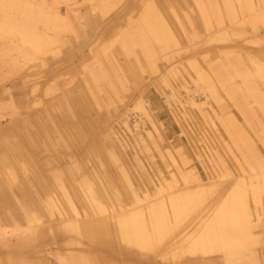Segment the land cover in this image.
Instances as JSON below:
<instances>
[{"label":"rangeland","instance_id":"obj_1","mask_svg":"<svg viewBox=\"0 0 264 264\" xmlns=\"http://www.w3.org/2000/svg\"><path fill=\"white\" fill-rule=\"evenodd\" d=\"M202 1L211 17L208 25L197 0L6 2L10 12H0L1 21L8 16L21 23L23 10L31 3L33 10L43 7L49 22L55 13L64 14L67 20L56 27L38 24V30L46 35L40 48L23 43L18 30L0 34V264H67L74 257L88 258L96 264H264V221L249 220L231 226L234 243H218L210 256L183 254L172 259L160 257L149 248H137L131 235L125 243L124 236H119L122 227L108 224L111 213L103 215L107 219L96 217L99 213L86 196L89 186L97 190V198L106 197L98 191L102 184L107 196L121 203L119 211L126 213L121 219L136 209L131 190L109 156L114 149L108 137L111 132L127 142L126 151L132 158L127 161L135 186L138 183L149 189L157 187L160 176L172 170V163L166 164L156 152H152L150 164L146 153L137 155L131 148L136 130L147 142L146 131L152 130L144 115L134 108L144 100L152 123L160 129L166 144L174 149L185 146L186 152L182 149L197 174L203 179L209 177V168L191 154L187 137L196 140L206 121L201 112L211 111L212 107L220 115L221 111L211 97L206 98V93L198 94L193 83L188 85L191 92L189 89L186 95L179 84L180 76L171 74L169 82L179 98L183 96L181 103L173 102L169 87L159 79L165 68L186 79H190L189 74L194 76V68L227 71L230 79L222 86L217 84L216 89L226 102L229 117L224 121L237 144L214 118L222 141L245 169H258L264 164V103H256L245 86L253 84L264 95V80L252 75L249 60L242 53L248 48L264 70V26L246 23L240 36H232L226 26L223 1L216 0L222 6L221 24L216 23L214 14H209V1L213 0ZM173 13L186 28L185 35ZM162 17L175 37L156 30L155 22ZM222 32L230 36L228 40H221ZM191 96L199 105L187 100ZM179 111L190 117L184 121L185 126L178 125L175 119ZM229 120L234 121L233 125ZM215 143L222 160L236 171L237 164L223 144L217 140ZM165 159L168 160L166 153ZM176 161L179 167H185L178 156ZM51 170L63 180L64 171L69 172L75 181L73 188L67 190L78 194L85 207H79L81 217H88L90 225L85 235H65L54 229L58 221H77L68 218L72 213ZM46 190L59 199L57 209L46 206L50 204ZM143 204L137 208H143ZM157 213H149L150 218ZM97 218L104 220L102 226L95 224ZM145 221L141 214L136 216L138 230L146 225Z\"/></svg>","mask_w":264,"mask_h":264},{"label":"bare ground","instance_id":"obj_2","mask_svg":"<svg viewBox=\"0 0 264 264\" xmlns=\"http://www.w3.org/2000/svg\"><path fill=\"white\" fill-rule=\"evenodd\" d=\"M53 1L56 4H66L67 2V0ZM222 1L228 17L226 26L230 27L232 36H240L242 34L241 27L246 23L253 27L257 24L264 26V0ZM6 2H8V0H2L0 4V12H10V8ZM197 2L199 8L203 9L201 16L203 17L204 22L207 25L210 24L211 17L205 12L203 1L197 0ZM32 4L33 3L29 5V8L26 6L25 10H23L21 23L14 21L8 16H6L7 19H3L5 21L0 20V34L5 31L13 32L18 30L20 39L23 43L31 44L40 48L45 42L46 35L38 30V24L45 26L53 24L56 27L59 24L65 23L67 18L64 14L55 13L52 16V20L50 18L49 22L47 19L48 17L44 15L45 12L43 7H40V9L38 8V11L35 8V10H33ZM208 6L211 11L209 14H214L216 23L221 24L223 22L220 13V7H222L221 3L213 0L209 1ZM149 10L150 13L153 14L154 10L150 8ZM168 14L170 16V12ZM173 14L185 35L186 28L184 29V26L181 24L182 22L180 23L177 14ZM155 28L159 32H170V34L175 37V34L170 30L169 24L164 17L156 20ZM220 37L221 40L226 41L230 36L225 32H222ZM247 49L248 48L243 49L242 53H245L249 60L252 75L259 80H264V70H262L260 63L252 58L251 51ZM194 70V76H190L189 74L190 79H186L185 77H182L179 72L170 71L165 68L159 76V79H161V83L166 87H169V96L173 102L179 101L181 103L180 99L183 96L179 98L180 96L177 89H175V86L169 82L168 75L171 76V74L180 76L179 84L180 87L185 90L184 92H186V95L189 94V86L194 84L195 88L197 87L194 90L198 91V94L204 92L205 95L206 93L208 95L206 98L211 97L219 107L221 115L213 107L211 111L207 110V112H201L206 121H204L200 127L196 140L187 137V143L191 149V154L195 157L196 161L198 160L201 164H204L209 168V177L203 179L197 174L194 165L190 164L188 157L185 156L184 149H182L183 146L174 149L170 144V147L166 144L167 142L164 135L160 129L152 123L153 119H151V114L149 112L150 108L147 107L149 109L148 111L146 105H144V100L142 102H137L134 105V108L144 115L147 121L151 124L152 130L146 131L145 136L148 142L140 137L141 133L136 130V132L132 134L134 144H131V148L137 155L142 152L146 153L150 159V164H152V152H156L158 157L166 164H168L166 161L172 163L170 165L173 167L172 170H168L166 176H160L157 187L149 189L140 186L138 183L137 186H135L132 182V178H135L129 171L130 167L128 165L129 162L127 161V159L132 161V158L129 157L126 151L127 142L124 141L120 135L111 132L108 137L111 144L114 146V149L109 151V156L120 172L125 185L131 190L133 195V208L136 209H132L133 212H128L127 218L121 219L124 217L123 215L126 214H122V211H119L122 206L121 203L109 198L110 196H107V193L104 192L102 184L101 186H98V191L103 193L102 195H106V197L100 196L97 198L94 194L97 190L89 186L86 188L88 192V195L86 196L89 200V204H91L92 208L99 213V216L96 217L107 219V217L103 215L106 212L111 213L107 220L108 224L110 227L112 225L122 227L121 229L118 228L119 236H124L125 243L128 242V237L131 235V240L134 246L135 244L137 245V248H149L154 250L155 254L160 257H168L172 259H176L183 254H190L193 256L202 255L205 257L210 256L212 255V251L218 247V243L223 246H230L234 243L233 236L229 231L231 226L242 222L247 223L249 220L254 222L264 221V164H260L258 169L251 166L249 169H245L240 165L237 162V159L232 155L228 145L222 141V136L217 125L218 122L219 125L222 126L223 131H226L229 134L232 142L236 145L237 142L230 134L229 128L224 121L229 117V114L227 116L226 112V102L218 96V90L216 89L217 84L222 86V83L225 80L230 79L228 78L227 71L223 68H219L217 72L211 71L210 69L209 72L197 68H194ZM245 86L256 103H264V95H262L253 84L247 83ZM229 95L230 99H232L231 101H233V97L231 94ZM187 100L193 105H199V103L194 100L193 96L189 97ZM147 104H149V102ZM204 104L206 103L204 102ZM178 107L180 108V106ZM181 108L183 107L181 106ZM182 111H179L177 116L175 115V119L178 125L185 126L184 121H188L190 117ZM224 111L226 112V115L223 113ZM231 120H233V118ZM233 122L234 121L229 120V124L233 125ZM134 126L136 129L138 128L137 123H135ZM214 139L220 144H223L228 155L234 160V163L236 162V171L230 169V167L222 160L223 157L219 154ZM183 148H185L186 152V147L184 146ZM170 149L171 151H169ZM165 153L168 160L165 159ZM176 156L182 159L185 167H179L177 165ZM64 172L65 174L63 178L65 180L59 175H55L54 171L51 170L53 178L55 177L54 182L57 184L59 183V193L63 198L64 203L67 205L68 211H71L72 213V215H70L69 212L70 216H68V218L75 219L77 222H74L73 220L71 221V219L61 220L55 223L54 229L65 235L71 233L83 236L90 226L88 224V217H81L79 207L83 208V210L85 207L78 194L75 196L73 193L72 195L67 190L68 188H73V183L75 181L70 179L71 177L68 175L69 172ZM65 182L67 185L64 184ZM75 189L73 190L76 191ZM46 193L50 200V204L46 205L48 209H57L59 199L57 197H51L47 190ZM143 202L146 203V206ZM138 204H143L144 207L138 209ZM154 211L158 212L157 215L154 218H150L149 213ZM138 214H141L144 217V220H146V225L143 226L141 230H138L139 227H137L135 223ZM95 222V224L102 226L104 220L97 218ZM67 264L96 263L88 258L74 257L68 261Z\"/></svg>","mask_w":264,"mask_h":264}]
</instances>
